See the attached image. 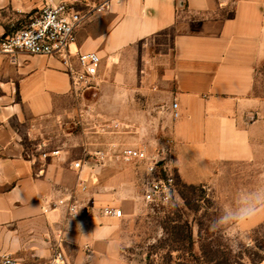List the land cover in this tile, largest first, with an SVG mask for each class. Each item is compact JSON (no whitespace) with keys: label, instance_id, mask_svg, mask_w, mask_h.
I'll list each match as a JSON object with an SVG mask.
<instances>
[{"label":"crops","instance_id":"crops-1","mask_svg":"<svg viewBox=\"0 0 264 264\" xmlns=\"http://www.w3.org/2000/svg\"><path fill=\"white\" fill-rule=\"evenodd\" d=\"M47 1L0 0V33L26 26ZM64 1L105 3L76 28L70 46L102 58L103 81L96 89L113 86L119 105L134 96L152 99L151 114L170 116L165 134L181 180L221 192L232 179L225 192L235 195V208L259 204L254 217L236 219L235 226L244 231L263 223L264 97L253 91L264 64V0ZM86 94H74L55 57L21 53L12 61L0 55V256L11 254L17 264H49L58 244L67 264H138L124 255L120 218L100 210L110 201L105 196L98 194L90 213L80 216L59 204L70 197L80 205L87 199L64 151L30 157L29 143L49 144L42 121L77 116L82 123L92 115ZM111 120L103 128H124L121 118ZM140 145L98 150L112 157ZM84 157L80 179L88 186L85 173L96 160ZM97 177L107 186L104 173ZM116 204L128 209L127 201Z\"/></svg>","mask_w":264,"mask_h":264},{"label":"rangeland","instance_id":"rangeland-1","mask_svg":"<svg viewBox=\"0 0 264 264\" xmlns=\"http://www.w3.org/2000/svg\"><path fill=\"white\" fill-rule=\"evenodd\" d=\"M113 90L109 86L100 92L98 89L87 92L85 102L92 115L82 123L75 115L41 124L43 136L49 142L47 150L64 151L69 166L78 159L83 164L87 148L98 151L107 145L118 143L124 147L137 141L147 147L150 159L145 161L125 162L115 156L102 162L90 161L85 178L93 184L88 183L85 190L79 187L87 198L82 202L90 206L98 194L110 200L104 205L128 202V209L122 208L124 217L118 219L127 245L125 257L138 264H264V222L244 231L235 226V214L240 209L235 208V195L225 192V184L232 179H226L221 192L181 180L170 159L171 146L166 143L165 128L170 116L166 112L151 114L152 99L144 95L125 98L119 105ZM253 94L264 97V64L257 70ZM75 104L72 102L70 106L75 108ZM117 117L124 122V128H103L104 121L113 123L111 119ZM36 142L37 139L28 144L34 152ZM156 160L160 176L172 179L173 185L171 201L160 207L143 200L150 179L148 168ZM82 169L75 170L79 181ZM101 173L105 174V187L99 184L97 176ZM236 234L234 242L232 236Z\"/></svg>","mask_w":264,"mask_h":264},{"label":"built area","instance_id":"built-area-1","mask_svg":"<svg viewBox=\"0 0 264 264\" xmlns=\"http://www.w3.org/2000/svg\"><path fill=\"white\" fill-rule=\"evenodd\" d=\"M81 5H84L85 9L81 8ZM104 5L105 3L92 7L83 1L61 0L54 2L48 0L42 10L26 26L11 33H0V55L8 56L12 61H16L21 53L55 57L64 65L76 96L93 91L103 81L100 73L102 58L97 52L72 51L70 46L74 41L76 28L93 9L101 10ZM173 108H177V103H173ZM174 116H178L176 111ZM166 143L171 145L172 141L167 139ZM35 145L36 152L31 153V159H36V157L46 159L60 154L59 149L47 150L48 145L45 142H37ZM85 152L86 155L94 156L97 162H102L110 157L101 150L94 153L87 150ZM114 156L125 162L150 159L145 145L126 147L120 152L114 153ZM70 166L73 170L79 171L83 166L82 160L72 161ZM158 166V160L150 163L148 168L150 179L143 194L145 203L153 207L167 205L171 201L173 193L172 179L161 177ZM79 187L85 190L86 181L81 179ZM58 202L63 205L67 204V212L72 216L88 214L91 211L89 204L80 205L73 197L59 199ZM101 212L113 218H122L125 215L123 209L109 204L102 206ZM0 264H17V259L11 254H4L0 256ZM49 264H67V258L59 244L56 245Z\"/></svg>","mask_w":264,"mask_h":264},{"label":"clouds","instance_id":"clouds-1","mask_svg":"<svg viewBox=\"0 0 264 264\" xmlns=\"http://www.w3.org/2000/svg\"><path fill=\"white\" fill-rule=\"evenodd\" d=\"M260 203H264V200H261ZM258 207H259V204L256 206L244 207L243 209L239 211V213L235 215L237 216V219L240 221H248L256 215ZM221 219L223 220L224 218L222 217ZM237 235L238 234L232 236V239L234 242L236 240Z\"/></svg>","mask_w":264,"mask_h":264},{"label":"water","instance_id":"water-1","mask_svg":"<svg viewBox=\"0 0 264 264\" xmlns=\"http://www.w3.org/2000/svg\"><path fill=\"white\" fill-rule=\"evenodd\" d=\"M54 2H59V1H61V0H53Z\"/></svg>","mask_w":264,"mask_h":264}]
</instances>
